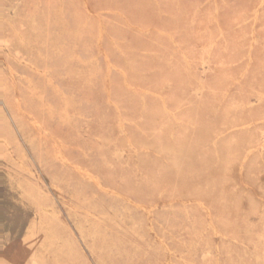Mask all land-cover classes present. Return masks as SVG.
<instances>
[{
	"label": "rangeland",
	"instance_id": "rangeland-1",
	"mask_svg": "<svg viewBox=\"0 0 264 264\" xmlns=\"http://www.w3.org/2000/svg\"><path fill=\"white\" fill-rule=\"evenodd\" d=\"M262 1L0 0V264H264Z\"/></svg>",
	"mask_w": 264,
	"mask_h": 264
},
{
	"label": "bare ground",
	"instance_id": "bare-ground-1",
	"mask_svg": "<svg viewBox=\"0 0 264 264\" xmlns=\"http://www.w3.org/2000/svg\"><path fill=\"white\" fill-rule=\"evenodd\" d=\"M264 1V0H263ZM262 1V2H263ZM262 5V4H261ZM115 12V11H114ZM253 13V12H252ZM258 13H259V11H258V9H256L255 11H254V13H253V21L254 20H257V18H258ZM86 16V15H85ZM88 18V17H87ZM86 18V19H87ZM85 23H86V21H85ZM256 23V22H255ZM100 24V23H99ZM101 25H103V24H101ZM261 25V24H260ZM10 26H11V24H10ZM85 26V25H84ZM254 26V25H253ZM99 27V26H98ZM101 27V26H100ZM104 27V26H103ZM12 28H14V27H12ZM82 28H83V26H82ZM253 28V27H252ZM15 30V29H14ZM99 30V29H98ZM103 29H102V33H103ZM158 31V30H157ZM99 32V31H98ZM101 32V31H100ZM159 32H161V31H159ZM163 32V31H162ZM253 32V31H252ZM99 34V33H98ZM104 34H105V31H104ZM106 35V34H105ZM99 36H101V34L99 35ZM252 36V40H254V37H253V35H251ZM18 37H21V36H18ZM108 37V36H107ZM110 37V36H109ZM108 37V38H109ZM98 39V38H97ZM98 40H100V39H98ZM109 40H112L111 39V37H110V39ZM115 40V39H114ZM113 41V40H112ZM255 41H256V39H255ZM114 42V44H116L115 43V41H113ZM112 43V42H111ZM257 43H258V41H257ZM117 45V44H116ZM116 45H115V47H116ZM117 48V47H116ZM119 49V48H118ZM105 58H106V56H105ZM107 59H108V57H107ZM106 59V60H107ZM109 61V60H108ZM109 64H111L110 62H108ZM107 64V63H106ZM28 65V64H27ZM31 65V64H30ZM112 65V64H111ZM29 66V65H28ZM33 65H31L30 66V68L32 67ZM110 66V65H109ZM108 66V67H109ZM34 67V66H33ZM115 67V66H114ZM116 68V67H115ZM108 69V68H107ZM109 70V69H108ZM108 70L106 71V72H108ZM111 70V69H110ZM116 70H117V68H116ZM36 71H38L37 69H36ZM42 71V70H41ZM41 71H40V73H41ZM118 71H119V69H118ZM39 72V71H38ZM43 73H45V72H43ZM109 73H107V75H108ZM44 75H46V73L44 74ZM22 77H24V78H26L25 76H22ZM105 78H106V76H105ZM50 79V78H49ZM51 80V79H50ZM28 81V80H27ZM52 81V80H51ZM51 81H49L50 83H52ZM108 81H110L109 80V78H108ZM107 81V82H108ZM105 83V82H104ZM107 84H109V83H107ZM202 84V83H201ZM13 85V84H12ZM104 85V84H103ZM126 85V84H125ZM15 86V85H14ZM105 86H107L106 84H105ZM127 86H129V85H127ZM16 87V86H15ZM203 87V86H202ZM58 88V87H57ZM109 88V87H108ZM59 89V88H58ZM105 89V88H104ZM201 89V88H200ZM110 90V89H109ZM202 90V89H201ZM201 90H199L200 92H201ZM258 90V89H257ZM105 91H107V90H105ZM128 91V90H127ZM108 92V91H107ZM151 94V93H150ZM154 94V93H153ZM108 95H109V92H108ZM201 95V94H200ZM154 96H156V95H154ZM64 97V96H63ZM262 97H264V95L262 96ZM262 97H260L259 99H263ZM161 98V97H160ZM16 99H17V97H16ZM110 99V98H109ZM258 99V98H257ZM18 100V99H17ZM161 100H162V98H161ZM164 100V99H163ZM109 101V100H108ZM15 102H17L18 103V101H15ZM19 102H20V100H19ZM111 102V101H110ZM109 102V103H110ZM16 103V104H17ZM165 103V102H164ZM222 103V102H221ZM15 104V105H16ZM220 104V103H219ZM18 105H19V103H18ZM17 105V106H18ZM221 105V104H220ZM66 106V105H65ZM114 106H115V104H114ZM163 106V105H162ZM164 106H166V105H164ZM21 108V107H20ZM166 108V107H165ZM164 108V109H165ZM117 109V108H116ZM235 109H237V107L235 108ZM64 111H65V109H64ZM165 112H167V111H165ZM21 113V112H20ZM24 113V112H23ZM64 114H66V113H64ZM65 116H68V114H66ZM165 116V115H164ZM163 116V117H164ZM119 119L120 118H122L121 116L120 117H118ZM28 122H29V120H27ZM35 122V121H34ZM119 123V122H118ZM120 123H121V121H120ZM119 123V124H120ZM33 124V123H32ZM118 124V125H119ZM123 124V123H122ZM196 124V123H195ZM33 125H35V124H33ZM39 125V123L37 124V126ZM121 125V124H120ZM42 126V125H41ZM123 126V125H122ZM198 126V125H197ZM34 128H35V126H33ZM240 127H243V126H240ZM247 127V126H246ZM245 127V128H246ZM40 128V127H39ZM122 127L120 126V128L119 129H121ZM233 129H235V128H238V127H232ZM124 129V128H123ZM232 129V130H233ZM46 130V129H45ZM81 130H83V129H81ZM121 131H123V130H121ZM44 132V131H43ZM47 132H49V131H47ZM47 132H44V133H47ZM124 132V131H123ZM241 132V131H240ZM66 134H67V132H66ZM126 134V133H125ZM240 134V133H239ZM40 135V134H39ZM232 135V134H231ZM46 136V135H45ZM45 136H43V137H45ZM42 137V138H43ZM52 137V136H51ZM248 137H249V134H248ZM250 138V137H249ZM47 139H49V137H47ZM208 139V138H207ZM46 140V139H45ZM51 140V139H50ZM251 140V139H250ZM160 141V140H159ZM54 143V142H53ZM214 144V143H213ZM258 144V143H257ZM129 145V144H128ZM161 145V144H160ZM263 145H264V142H263ZM262 145V146H263ZM56 146V145H55ZM259 146V145H258ZM57 147V146H56ZM55 147V148H56ZM67 147V146H66ZM214 147H215V144H214ZM260 147V146H259ZM264 147V146H263ZM60 148V147H59ZM65 148V147H64ZM72 148V147H71ZM75 148V147H74ZM129 148H130V146H129ZM57 149V148H56ZM56 149H54V151L56 150ZM78 149V148H77ZM125 149H126V147H125ZM215 149V148H214ZM255 149H257V148H255ZM58 151H59V149H57ZM129 150V149H128ZM127 150V151H128ZM135 150V149H134ZM147 150V149H146ZM217 150V149H216ZM249 150H251V149H249ZM58 151H55L54 153H56V152H58ZM136 151V150H135ZM123 152H124V150H123ZM137 152V151H136ZM135 152V153H136ZM215 152V151H214ZM218 152V151H217ZM216 152V153H217ZM249 152V151H248ZM253 152V151H252ZM60 153V152H59ZM121 153V152H120ZM208 153H209V151H208ZM63 154V153H62ZM115 154H116V152H115ZM114 154V155H115ZM123 154V153H122ZM127 154V153H126ZM133 154V153H132ZM250 154V153H249ZM56 155V154H55ZM194 155V154H193ZM261 155V154H260ZM83 156H85V155H83ZM168 156V155H167ZM248 156V155H247ZM64 157V156H63ZM136 157V156H135ZM134 157V158H135ZM170 157V156H169ZM235 158V157H234ZM56 159H58V158H56ZM61 159H65V158H61ZM60 159V160H61ZM67 159V158H66ZM169 159H171V158H169ZM59 160V159H58ZM165 160V159H164ZM243 160H244V158H243ZM64 161V160H63ZM66 161V160H65ZM245 161V160H244ZM243 161V162H244ZM133 162V161H132ZM127 164V163H126ZM74 165H76V164H74ZM78 166V165H77ZM76 166V167H77ZM2 163L0 162V234H3L4 235V237H6V238H11V239H14V240H16L17 238H18V236H19V234H38V231H37V228H38V222L36 221V220H32V219H29V217H27V215H19V214H16V211L17 210H15V209H13V208H10V207H8L7 205H6V203H7V201H9V200H11V198H12V192H10V194L9 193H7V189H9L10 187H9V184H7L8 182H7V180H3L2 179V177H1V169H2ZM72 167V166H71ZM172 167V166H171ZM176 167V166H175ZM173 168V167H172ZM74 169H75V167H74ZM86 168H84V169H82L81 168V170H85ZM174 169V168H173ZM76 170H77V168H76ZM80 170V169H79ZM87 170V169H86ZM178 170H180L179 168H178ZM206 170V169H205ZM77 172H79V171H77ZM83 172V171H82ZM87 172H89L88 170H87ZM30 173H31V171H30ZM86 173V172H85ZM80 174V173H79ZM84 174V173H83ZM87 174H89V173H87ZM93 175V174H92ZM87 177V176H86ZM91 177V176H90ZM93 178V177H92ZM97 178V177H96ZM95 178V179H96ZM94 179V178H93ZM88 180H91V178H89ZM95 181H98V180H95ZM94 181V182H95ZM9 183H11V181H9ZM99 183V182H98ZM98 185V184H97ZM100 186V185H99ZM98 186V187H99ZM100 189H101V186L99 187ZM109 189V188H108ZM108 189H106V190H108ZM102 190V189H101ZM105 190V189H104ZM111 190H113V189H110L109 191H111ZM108 191V192H109ZM107 192V191H106ZM107 192V193H108ZM112 193V192H111ZM110 193V194H111ZM116 193V192H115ZM114 193V194H115ZM118 194V193H117ZM112 195V194H111ZM127 199V198H126ZM125 200V199H124ZM128 200V199H127ZM126 200V201H127ZM243 200V199H242ZM263 200V199H262ZM4 201L6 202V203H4ZM130 202H132V200H129ZM239 202H240V200H239ZM249 202V201H248ZM258 202V201H257ZM250 203V202H249ZM248 205H250V204H248ZM262 206V205H261ZM72 208V207H71ZM70 208V209H71ZM263 208V207H262ZM261 208V209H262ZM74 209V208H73ZM260 209V208H259ZM75 210H78L77 208L75 209ZM75 210H73L74 212H75ZM242 210V209H241ZM37 212H39V211H37ZM88 212V211H87ZM241 212V211H240ZM243 212V211H242ZM32 213H34V211L32 212ZM40 213H42V212H40ZM260 214V213H259ZM258 217V216H257ZM262 218V217H261ZM263 220V219H262ZM260 237V236H259ZM261 237H262V235H261ZM260 237V238H261ZM264 239V238H263ZM243 245V244H242ZM217 252V251H216ZM170 258V257H169ZM218 258V257H217ZM170 261V260H169ZM218 261V260H217ZM171 262V261H170ZM216 263V262H215ZM217 264V263H216Z\"/></svg>",
	"mask_w": 264,
	"mask_h": 264
},
{
	"label": "crops",
	"instance_id": "crops-1",
	"mask_svg": "<svg viewBox=\"0 0 264 264\" xmlns=\"http://www.w3.org/2000/svg\"><path fill=\"white\" fill-rule=\"evenodd\" d=\"M21 213H22V212H21ZM22 214H23V215H28V214L30 215V212H28L27 209H26V210H24V212H23ZM29 219H30V218H29Z\"/></svg>",
	"mask_w": 264,
	"mask_h": 264
}]
</instances>
